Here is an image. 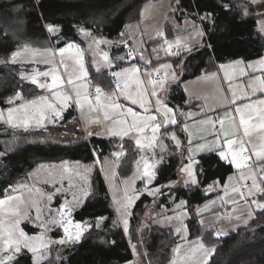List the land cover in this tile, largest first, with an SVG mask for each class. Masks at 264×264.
I'll list each match as a JSON object with an SVG mask.
<instances>
[{
    "label": "crops",
    "instance_id": "1",
    "mask_svg": "<svg viewBox=\"0 0 264 264\" xmlns=\"http://www.w3.org/2000/svg\"><path fill=\"white\" fill-rule=\"evenodd\" d=\"M217 1L225 10L235 14L242 11L246 18L252 19L254 30L251 38L254 44L259 46L257 55L233 60L208 58L205 60L207 63L205 62L206 64L202 67L201 73L197 77L189 78L193 73V67L198 65L199 61L196 57L195 59L191 56L199 50L210 49L206 41V30L195 18L194 12H189L181 7L180 0H151L144 6L140 20L135 22L136 24L132 23V25H135L131 30L132 34H128L130 24L124 28L123 31L126 29V41L123 47L116 48L111 59L105 60L104 55H102L100 61L96 62V64L103 66L100 70L93 68L91 56L88 55L90 76L87 79V82H89V86L86 87L87 93L84 89H77L78 84L74 83L78 96H72V100L74 98L82 100L78 111L66 108L60 112V115L55 116L53 112H50L52 107H47V111H44V118H47L44 127L36 130H49V135L51 131L58 130L56 132H58L59 139L66 142L72 138L77 139L78 133L84 128L85 132H82L88 134L89 139L110 142L113 152H116L117 146L135 151L143 149L151 140L152 133L150 129L143 134L113 135V132H119L124 127L123 124L119 123L120 120L125 119L129 123L131 122V116L121 115L108 107L110 101L107 97L112 93H116L117 99L115 102L122 106V110L132 108L141 115L157 117L156 122L161 124V128L156 134L157 140L153 145L158 147V144L162 142L172 146V157L176 158L180 164L179 176L181 169L188 162L196 164L199 176L201 158L211 154L217 155L222 162L232 166L234 171L228 176L225 183L215 181L203 189V196H213L195 210L203 227L215 228L220 235L229 236L249 226L256 218L257 213L264 209L257 207L258 204H264V173L261 171V169H264V158H257L255 155V151L259 150L260 145L264 143V129L260 128V124L264 122L260 119L261 116H264V104L257 103L264 100V86L257 79L258 77L264 79V65L258 63L264 60V0ZM151 3L153 9L145 13V7ZM180 13H183V16L177 17ZM175 16L177 18L174 20ZM188 16L195 19L202 33H197L196 38L186 39L182 43L181 47L187 50L185 57L182 58L177 47L172 46L170 43L176 37L179 39L190 35L191 27H185L178 32L175 31V28H182ZM211 17L213 18V16ZM211 17L207 18L214 25V19ZM137 31L140 32L138 35L135 33ZM158 36L161 37L156 39ZM132 47L138 52L133 49L139 62L147 66L145 71L128 61L127 50ZM174 52L177 53L175 56ZM134 67L139 69V72L131 78L129 91L133 94L137 90L142 92L143 99L147 101L144 107H141L139 103L134 104L132 100L119 95L120 89H117L116 85L119 82L123 86L124 81L121 77L112 75ZM158 74H166L169 77V83L162 84L161 81L164 77L162 75L161 79H157ZM136 80L142 83H137ZM94 84L102 90L100 103H97L96 100L91 103L87 99L89 90ZM47 86V92L26 99L25 103L34 102L39 96L51 94V83L49 82ZM153 92L156 95H152ZM136 98L140 99L141 97L137 96ZM158 99L161 101L160 104L157 103ZM10 100L12 99L10 98ZM162 105L172 109V112L167 116V123H165L166 118ZM245 105H252V107L245 108ZM13 107H18V105L14 104ZM145 108L148 109L147 112H145ZM236 108L243 110L246 120L249 116L252 117L248 124V134H245V125L240 122L241 113H238ZM105 113H107V116ZM173 119L175 123H171ZM221 121H223L222 124ZM6 124L14 129L13 120H6ZM0 127L4 128V126ZM173 134L175 138H173ZM218 137L220 147H217ZM227 139L238 142L233 145V151L237 152L239 151V142H243L247 151L240 153V155L245 156L246 153H249L251 158L248 161L249 166L237 168L231 155L228 156V159H224L219 155L220 151L226 150L225 141ZM137 140H140V144L136 143ZM66 143L65 145H67ZM130 154H133L131 150L129 153L126 151L125 158H128ZM253 174L259 186V191L253 186ZM199 184L187 186L186 189L196 188ZM169 185L156 188L166 187V190L169 191L171 189L170 195L175 197L177 191L183 189L179 188L177 190V188H170ZM234 189H239V192L234 191ZM249 190L252 191V195H249ZM240 193H243V197ZM220 197H225V203L212 207V203ZM182 202L185 203L184 207L187 208V202L184 199L177 203ZM175 232L177 234L176 230ZM201 242L205 244L201 240L198 245ZM212 249L207 255V259H205L206 264L211 260L214 252V248Z\"/></svg>",
    "mask_w": 264,
    "mask_h": 264
},
{
    "label": "trees",
    "instance_id": "2",
    "mask_svg": "<svg viewBox=\"0 0 264 264\" xmlns=\"http://www.w3.org/2000/svg\"><path fill=\"white\" fill-rule=\"evenodd\" d=\"M150 1L0 0V58L8 60L22 43H35L38 37L45 36L44 23L63 27L64 33L69 36L75 34L76 25H82L96 33L116 37L128 24L140 20L144 6ZM180 5L195 13V18L206 30V41L210 48L199 50L191 56L199 61L198 65L193 67V73L189 78L197 77L201 73L208 58L233 60L258 54L259 46H256L251 38L254 30L252 19L246 18L242 11L237 14L227 11L217 0H180ZM207 17L214 19V25ZM18 93L29 99L40 95L41 92L35 85L25 83L20 66L10 62L2 63L0 107L6 108L9 98ZM17 133L24 139L33 136L34 141L13 146L6 157L0 160V194L12 179L25 175L43 163L60 161L94 163L96 160L94 152L101 161V158L112 150L107 140L89 139L66 146L42 142L43 136L48 134L49 130ZM10 135V132L4 133L3 127H0V138L5 142L12 139ZM0 150L6 152L1 143ZM135 159L130 155L121 166L120 172L123 177L129 174ZM179 165V161L171 157L159 170L154 187L176 181L179 178ZM200 168L199 186L181 189L176 193V202L181 199L187 202L189 239L199 238L214 248L208 264H264V209L257 213L249 226L229 236L217 235L219 232L215 228L203 227L200 224L195 210L213 196H203V189L215 181L225 183L234 171L232 166L222 162L215 154L203 156ZM96 173L94 187H97V194L89 197L85 205L75 213L76 221L90 224L91 227L81 235L78 242L51 247V255L45 264H125L134 260L131 242L115 221L116 212L104 179L100 172ZM151 202L150 196H144L139 200L135 207L133 224L141 221L140 216L145 214L146 204ZM97 222L102 224L98 225ZM142 227L144 244L142 250H140L142 245H137L138 240L133 229L128 235L132 238V243L139 247L140 256L144 257L143 252H146L150 264L167 262L173 249L180 243L179 235L172 227L150 226L148 223H142ZM24 228L30 233L35 231L28 225H24ZM53 237L58 238L60 235L54 234ZM146 258L143 264H147ZM13 264L34 263L32 256L25 252Z\"/></svg>",
    "mask_w": 264,
    "mask_h": 264
},
{
    "label": "rangeland",
    "instance_id": "3",
    "mask_svg": "<svg viewBox=\"0 0 264 264\" xmlns=\"http://www.w3.org/2000/svg\"><path fill=\"white\" fill-rule=\"evenodd\" d=\"M150 9H153L152 3L145 7L144 12L146 13ZM182 16L183 13L177 15V17ZM177 17L175 16L174 20ZM43 25L46 30L45 36L38 37L35 43H22L14 52L18 53V55L13 58L12 54L8 60L0 58V65L10 62L20 66L21 76L25 83L35 85L41 93L47 92V89L46 87L41 88L39 85H47L49 82L52 85L53 76H57L59 79L55 86L51 87V94L39 96L36 101L25 103V100L28 98L22 93H18L10 97L12 100L9 98L7 101V108L0 107V113L3 114V117L0 118V126H4V133L10 132V136L12 137L8 142L0 138V143L4 145L6 150V152L0 150V160L6 157L7 152L10 151L13 146L34 141L33 136L24 139L20 137L21 134L17 133V131H35L36 129L44 127L43 125L47 118L43 116V119H41L40 112L45 114L44 111H47L49 105H52L55 109V111H53V107L50 109V112H53V114H55V112L60 113L66 108L73 109L77 112L82 100L78 98V100L76 98L72 100V96H78L74 83L78 84L77 89H84L85 93H87L86 87L89 86L87 79L90 76L88 71V55L91 56L93 68L100 70L103 66L96 64V62L100 61L102 55L107 53L108 58L111 59L113 57V51L115 52L118 47H123L126 41V29L112 38L100 33L98 35V33L82 25H76L75 34L69 36L64 33L63 27L59 25L50 23H44ZM49 26H55L58 30L50 31ZM134 26L135 25L130 23L128 34H132L131 30ZM185 27H191L190 35L180 37L179 39L176 37L170 43L172 46L177 47L182 58H184L185 53H187V50L181 47L182 43L185 42L186 39L196 38L195 35L197 33H202L198 27V23L190 16L184 21L182 28H175V31H181ZM135 33L138 35L140 32L137 31ZM160 37L161 36H158L156 39ZM69 44L74 46L73 49L66 50L64 54L61 55L59 49H67ZM77 48L81 53L79 56L76 52ZM45 49H52V52H45ZM129 49L135 50L134 47ZM176 54L177 53L174 52V56ZM45 73H47V75H45ZM164 75V79L161 82L166 85L169 83V77H167L166 74ZM87 99L91 103L94 102L90 95ZM14 104L18 105V107H13ZM10 108L15 110L13 112L14 129L8 127V124H6V120H8L7 112ZM43 108L45 109L43 110ZM24 119H28L29 122L27 125L22 123ZM56 131L58 130L51 131L50 135L49 133L44 135L42 142L45 144L57 145H65L66 142H69L68 144L66 143V146H69L73 143L88 141L90 137L88 134L86 135L83 133L85 132L83 128V132L81 131L78 133L79 136L77 139L72 138L65 142L59 139L58 132ZM147 145L144 146L143 149L136 151L130 149L131 153H133V155H130L136 159L132 169L129 170L130 172L126 177L122 176L120 168L129 158H125V155L126 151L129 153L130 150L129 148L124 149L122 146H117L118 149L116 152L112 150L107 152V154L101 158V161L99 160L98 154L94 152L96 159L94 163L87 164L70 161L43 163L25 175H19L12 179L0 194V200L5 201L3 205H0V232H3L11 226L13 228L14 238H18L19 231L22 230L28 237H42V239L33 241L34 246H39L43 243L48 247L46 249H41L40 252L36 254L24 248H21L20 253L13 254L10 250H5L2 241H0V259H5L9 255H13V260L11 261V264H13V262L24 255L25 252H28L30 256H32L33 263L34 258H39V264H45L51 255V247L57 245L60 247L66 246L69 242L64 244L59 243L62 239L66 240L64 225L59 222L60 213L61 211L67 213L73 224L80 223L76 221L75 213L85 205L89 197L91 198L97 194V187L95 188L94 186H96V172L98 171L104 179L108 195L116 212L115 221L118 226L124 230V233L131 242L134 260L125 264H143L146 258V252H143L144 257H141L138 253L139 247L137 246L141 244L142 247L140 250L144 248L142 238L144 226L142 227V223H148L150 226H170L173 227L179 235V245L173 249L169 260L165 263L163 261L161 264H206L205 259H207V255L213 249L211 246L203 244L202 242L198 245V242L201 241L199 238L189 239V229L187 225L189 212L188 209L184 207L185 203L175 202L176 197L170 195L171 189L165 192L166 187H154V183L158 179L159 170L163 165L168 163L173 156L172 146H168L162 142L158 144V147L154 145L148 147ZM145 163L150 165L148 168V173H150V175L145 174ZM189 165H191V172L193 175H189L188 172L185 171ZM193 176L195 177V182H193ZM199 182L200 179L196 164L194 162H188L184 165V168L181 169L179 179L170 183L169 186L170 188H177V190L179 188L186 189L187 186H194L199 184ZM144 196H150L152 202L146 204L145 214L140 216L141 221L138 220L137 223L133 224V217H135L136 214L134 212L136 204ZM9 197H11V199H9ZM225 201V197H220L212 203V207L220 206L222 203H225ZM139 215L138 213V216ZM17 220H19L18 225L15 223ZM125 221H127V224H125ZM80 224L85 229L83 233L91 227V225L87 223ZM97 224L101 225L102 223L97 222ZM24 225L32 227L35 231L32 233L26 231ZM132 229L138 240L137 245L132 243V238L128 236ZM70 231L75 234L76 229L71 228ZM54 234L57 236L60 235V237L55 238L53 237ZM201 245H203V247H201ZM146 260L148 261L147 264H150L148 258H146Z\"/></svg>",
    "mask_w": 264,
    "mask_h": 264
},
{
    "label": "snow or ice",
    "instance_id": "4",
    "mask_svg": "<svg viewBox=\"0 0 264 264\" xmlns=\"http://www.w3.org/2000/svg\"><path fill=\"white\" fill-rule=\"evenodd\" d=\"M49 30L50 31H57L58 29L55 26H49ZM27 47V46H26ZM73 45L69 44L67 49L61 48L59 49V52L61 55L64 54V52L66 50H72L73 49ZM169 47H171V45H169ZM45 52L51 53L52 49H45ZM77 55H81L80 50L77 48L76 49ZM18 55V53H13V58H15ZM104 59L107 60L108 56L107 53L104 54ZM258 63H260L261 65H264V60L259 61ZM67 67V66H65ZM139 72V69L137 68H131V69H125L123 72L121 73H113V76L116 77H121L123 79V86H121V83H117L116 88L120 89L119 95L126 97L129 100H132V103L136 104L139 103L141 104V107H144L145 103L147 101H145L143 99V94L140 90H137V92L135 94H133L132 92L129 91V85L132 82L131 78L135 77L136 74ZM86 74V73H85ZM45 75H47V73H45ZM59 79V77L57 76H53L52 79V86H55L57 80ZM260 81V84L262 86H264V79L261 78H257ZM71 82V81H69ZM135 82L137 83H142L138 80H136ZM153 83H155V81H153ZM41 88H45L48 87L47 85L41 84L39 85ZM102 90L101 88L97 87L96 88V102L100 103V94H101ZM152 95H156L155 92L152 93ZM140 96V99H137L136 97ZM108 100L110 101V104L108 105V107H111L113 110L119 112L121 115H128L131 116V122L129 123L127 120L122 119L119 121V123L123 124L124 127L119 131V132H113V135H122V136H127L129 135V133H137V134H143L146 130L150 129L151 130V140L148 143V147L153 146V144L156 142L157 140V133L159 132L160 128H161V124L157 123V117L156 116H152V115H141L139 113H137L136 111H134L132 108H126L122 110V106L118 103L115 102V100L117 99V94L116 93H112L110 96L107 97ZM157 103L160 104L161 101L158 99ZM257 103L259 104H264V100L262 101H258ZM49 107H53L52 105H49ZM163 109H164V115H165V123H167V116L169 113L172 112V109H168L166 105H162ZM252 105H245V108H251ZM15 110L14 109H8V119L11 121L13 120V112ZM53 111H55L54 107H53ZM148 109L145 108V112H147ZM236 111L238 113H241L240 115V122L242 124L245 125V134H248V124H249V120L252 119L251 116H249L248 120L245 119L244 114H243V110L241 108H236ZM55 115H60L59 112H55ZM105 115L107 116V113H105ZM43 112H40V118L43 119ZM3 117V114L0 113V118ZM261 121H264V116L260 117ZM28 119H24L22 121V123L24 125L28 124ZM171 123H175V120L173 119L171 121ZM223 123V121H221V124ZM260 128L264 129V122H262L260 124ZM227 135V134H225ZM173 138L174 134H173ZM137 144H140V140L136 141ZM238 142L236 140L233 139H227L225 141L226 144V150L225 151H220L219 155L224 158V159H228V156L231 155L233 161L236 163V167L237 168H243L245 166H249L248 165V161L251 159L249 156H244V155H240V153L246 152L247 149L245 148L243 142H239V151H233V145L237 144ZM217 147H220L219 144V137L217 138ZM255 147V146H254ZM201 148H203V146H201ZM119 155V154H117ZM255 155L257 156V158H264V143H262L260 145L259 150L255 151ZM150 167V165H148L147 163H145V174L150 175V173H148V168ZM186 172H188L189 175H193L191 172V165L188 166L187 169H185ZM261 171H264V169H261ZM252 181H253V186L256 188L257 191H259V186L256 183V179H255V175L253 174L252 177ZM193 182H195V177L193 176ZM234 191L239 192V189H234ZM252 191L249 190V195H252ZM240 195L243 197V193H240ZM9 199H11V197H9ZM5 203L4 200H0V205H3ZM253 203H255V201H253ZM257 207L260 208H264V204H258ZM70 212V209H69ZM55 222V221H54ZM60 223H62L64 225V232L66 234V240L62 239L59 241V243L64 244L66 242H78L81 238V235L83 234V231L85 230L80 223H75L73 224L70 216H68L67 213L61 211L60 213ZM16 225L19 224V220H17ZM125 224H127V221H125ZM71 228H75L76 232L75 234H73L70 229ZM179 231V229H178ZM217 235H220V233H217ZM37 239H42V237H37V238H31L28 237L22 230L19 231V237L18 238H14V232H13V228L10 226L8 229L4 230L3 232H0V241H2L3 245H4V249L5 250H10L13 254H18L21 251V248L27 249L29 251H31L33 254H36L38 252H40L41 249H46L48 246L46 244L41 243L39 246H34L33 245V241L37 240ZM201 247H203V245H201ZM13 260V255H9L7 256L5 259H0V264H11V261ZM34 264H39V258H34Z\"/></svg>",
    "mask_w": 264,
    "mask_h": 264
},
{
    "label": "built area",
    "instance_id": "5",
    "mask_svg": "<svg viewBox=\"0 0 264 264\" xmlns=\"http://www.w3.org/2000/svg\"><path fill=\"white\" fill-rule=\"evenodd\" d=\"M128 52V61L130 62V64H133V65H137L140 67V69L142 71H145L147 69V66L145 64H142L139 62L138 58H137V55L135 54V52L131 49H128L127 50ZM157 79H161L162 78V75L161 74H158L156 76ZM69 87V85H68ZM96 88L97 86L95 85H92L90 90H89V95L90 97L93 99V100H96V96H97V93H96ZM245 156H249V153H246Z\"/></svg>",
    "mask_w": 264,
    "mask_h": 264
}]
</instances>
